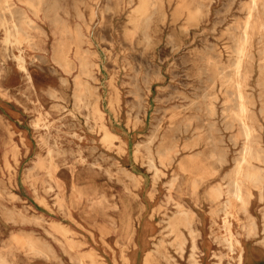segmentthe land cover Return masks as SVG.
<instances>
[{"label": "rangeland", "instance_id": "obj_1", "mask_svg": "<svg viewBox=\"0 0 264 264\" xmlns=\"http://www.w3.org/2000/svg\"><path fill=\"white\" fill-rule=\"evenodd\" d=\"M55 1L56 25L50 0L35 20L43 31L36 33L37 47L12 35L5 40L0 30L6 264H142L154 244L163 254L152 264H195L189 247L179 253L162 229L163 213L170 215L176 202L196 215V264H237L239 254L241 264H264V201L256 189L247 186L252 198L245 210L229 207V226L210 221L207 195L214 187L229 190L237 177L241 122L257 153L250 165L264 172V0ZM63 29L83 35L94 64V79L83 77V94L98 102L114 136L75 99L76 67L67 74L50 60ZM19 55L31 83L17 68ZM161 145L176 150L170 166L155 157ZM227 232L238 241L233 252L221 240ZM28 238L49 258L27 254Z\"/></svg>", "mask_w": 264, "mask_h": 264}, {"label": "bare ground", "instance_id": "obj_2", "mask_svg": "<svg viewBox=\"0 0 264 264\" xmlns=\"http://www.w3.org/2000/svg\"><path fill=\"white\" fill-rule=\"evenodd\" d=\"M45 1L46 0H16V2H12L11 0H2L1 5H0V10L2 12L0 14V30H1L2 34L4 35V39L6 40L9 36L12 35L14 37L15 41L18 42L19 44L21 41H25L27 43V46L30 47V49L37 47V45H38V34H36V33L42 34L43 31H41V29L39 28V25L35 22V20L39 18L38 13L44 12L43 5H44ZM79 4H81V3H79ZM16 5H21V6L23 5L26 10L21 9V8L18 9V8H16ZM56 5H57V3L55 0H50L49 10L53 14L54 25L57 24V19L55 16L56 14L54 12ZM14 6H15V8H14ZM27 11H29L30 14H32V17L34 18V20L28 15ZM43 17H45V14L43 15ZM147 20H148V16H145L144 21H147ZM53 33H56V31ZM59 33L62 34V37H60L61 38L60 40L59 39L57 40V43H56L57 45L52 48V55L50 57L51 62L55 63L57 67H59L62 71H64L67 74L70 73V70H72L76 67L77 75L73 78L74 79L73 83H74L75 99L81 103L82 108L87 113V116L90 115L95 120H98L99 126L102 128L103 133L114 136L115 134H113L108 129V127H106L104 124L103 112L99 110V108L97 106L98 102L95 101L94 104H92L88 100V97L83 94L84 84H85V82H84L85 79H83V77H86V78L89 77V78L94 79V75H93V65L94 64L91 61L90 53H89L88 49L84 50L81 46V44L84 43L83 35L77 31L75 34H73V37H72L71 30H66V29L65 30L63 29L61 31L59 30ZM70 44L72 45V47L70 46ZM71 50L73 52L72 58L70 56ZM15 60H16L18 70L20 72H23V76H24L25 80H28V82L31 83V80H30L29 74L27 72L26 66L23 63L24 62L23 56L19 55V56L15 57ZM146 76H147V74H146ZM148 77H149V74H148ZM131 80L134 81V79H131ZM133 81H131V82H133ZM237 86H239V85H237ZM137 88H136V90H137ZM49 95H51V94H49ZM196 97H198V96H196ZM201 98H203V97H201ZM240 107L243 108L242 106H240ZM241 124H242V136H243V139L245 141L242 145L241 151L239 153V157L236 158V160H235L234 173L237 174V177H236V179H234L232 181L229 190L222 192L221 189L214 187V188H211L210 189L211 191L207 194L208 198H209L208 205L210 207V213L213 215V217L210 219V221L215 222L216 220H218V221L223 223V226H225V225L229 226V224H230V222H228L229 221L228 218L230 216V212L228 211L229 207L231 208L233 205L238 203V205H240V207L242 209L245 210L247 208V206H248L247 204L249 202V199L252 198V192H251V190L248 189L247 186H250L252 188L254 187L256 189V193H257L256 197H257L258 201H264V191H263L264 189L262 188V184L264 181V172H263V169H261L260 167L250 165V161L252 160V158H256L254 156V154L257 156V153L253 152L251 150V146L248 143V136H249L248 125L243 123V122H241ZM208 127L210 128V124L208 125ZM148 137H150V136H148ZM174 139H175V137H174ZM230 139H232V138H230ZM47 150H48V148L46 147V151ZM175 153H176V150H174V147L172 145H170V146L161 145L156 150L155 157L158 159V163L162 167H167V166L171 165V163L173 161V155ZM152 156H153V154H151V153L148 154V159L150 162H152V158H150ZM59 159H61V158H59ZM218 159H220V158H218ZM195 166H196L195 158H192L191 162H190V169L194 168ZM153 168H154L155 172L158 171V169L155 165L153 166ZM155 190L156 189H154V187H152V189H151L152 192L149 194L151 200H153L155 198V196H154V195H156ZM100 194H102V193H100ZM223 195H225L226 198L222 199L221 202H219L218 200ZM173 205H174V209H172V211H170V215L163 213L164 216L167 217V220L165 222L166 225H162V229H167V231L165 233H167L168 235H170L172 237V239H171L173 242L172 247L174 246V248L176 250H178L179 253L182 252L184 249L189 247V256L194 261V263L196 264L195 255H194L195 250H196V239H195V237L197 236V234L195 232V228H194V226H195L194 222L196 219L195 218L196 215L194 214L193 210H191V208L187 207L186 205H183L182 203L176 202V203H173ZM157 207L161 208L160 206H157ZM124 208L126 209V211H128L132 207H130V205L129 206L127 205ZM220 215H221V217H220ZM262 219L264 221V212L262 214ZM162 220L165 221L164 219H162ZM11 224H13V223H11ZM132 225L133 224H131L129 221L125 222L126 228H128V227L133 228ZM63 231H65L67 233L70 232L65 226L63 227ZM227 233H228L227 236L223 237L221 240L225 244V246L228 248V250L230 252H233L235 246L238 245V241H237V239H234L231 237L232 234H230L229 232H227ZM159 234L164 235V232H159ZM160 240L162 241L163 238H161ZM24 243H25L24 244L25 248H27V250H28V252H26V253L31 255L32 257L44 258V259L49 258V255L47 254L46 250L43 247L41 248V246L37 245V242L34 243L33 238L32 239H30V238L26 239V241ZM40 244H42V243H40ZM154 246H155L154 250L149 249L144 254L142 264H152L155 261V259L157 258V255L159 256V255L163 254L159 251V244H154ZM66 254L68 256V259H70V261L75 262V260H76V262L81 263V261H82L81 258L72 256L71 252H66ZM212 255H214V254H212ZM214 256H216V255H214ZM122 257H123V259L125 258V260H126L125 256L122 255ZM8 262H6L0 256V264H6ZM215 264H220V260H217V262ZM237 264H241L240 254L237 256Z\"/></svg>", "mask_w": 264, "mask_h": 264}]
</instances>
